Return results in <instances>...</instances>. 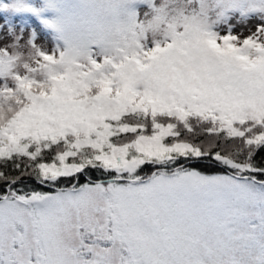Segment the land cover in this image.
Here are the masks:
<instances>
[{"label":"snow or ice","instance_id":"1","mask_svg":"<svg viewBox=\"0 0 264 264\" xmlns=\"http://www.w3.org/2000/svg\"><path fill=\"white\" fill-rule=\"evenodd\" d=\"M0 264H264V0H0Z\"/></svg>","mask_w":264,"mask_h":264}]
</instances>
